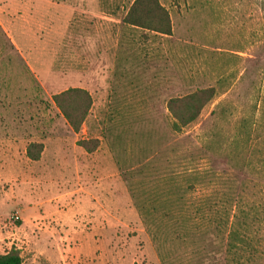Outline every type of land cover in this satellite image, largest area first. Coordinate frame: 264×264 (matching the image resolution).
<instances>
[{
	"label": "rangeland",
	"instance_id": "rangeland-1",
	"mask_svg": "<svg viewBox=\"0 0 264 264\" xmlns=\"http://www.w3.org/2000/svg\"><path fill=\"white\" fill-rule=\"evenodd\" d=\"M159 1L170 35L125 24L133 0H0V253L264 264V0ZM69 87L92 96L79 131ZM203 89L175 129L169 99Z\"/></svg>",
	"mask_w": 264,
	"mask_h": 264
},
{
	"label": "trees",
	"instance_id": "trees-1",
	"mask_svg": "<svg viewBox=\"0 0 264 264\" xmlns=\"http://www.w3.org/2000/svg\"><path fill=\"white\" fill-rule=\"evenodd\" d=\"M122 21L132 27L148 29L160 34L172 33L169 12L159 0H133ZM211 97V90L203 89L185 96L170 98L167 105L173 117V127L180 129L192 123ZM53 99L70 126L75 131H79L92 105V96L89 91L81 87H69L54 94ZM81 143L89 151L90 148L85 144V140ZM33 157L36 158L37 155ZM250 253L254 255L256 251L252 249ZM206 254V264H214L218 255H221V251L207 249ZM22 262L20 249L16 246L0 253V264H22Z\"/></svg>",
	"mask_w": 264,
	"mask_h": 264
}]
</instances>
